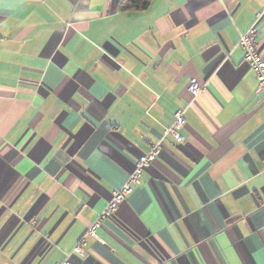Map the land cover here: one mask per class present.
Returning <instances> with one entry per match:
<instances>
[{"label":"crops","instance_id":"obj_1","mask_svg":"<svg viewBox=\"0 0 264 264\" xmlns=\"http://www.w3.org/2000/svg\"><path fill=\"white\" fill-rule=\"evenodd\" d=\"M117 1L0 0V264H264V104L237 45L254 25L264 60V0ZM183 109V142L73 254Z\"/></svg>","mask_w":264,"mask_h":264},{"label":"built area","instance_id":"obj_2","mask_svg":"<svg viewBox=\"0 0 264 264\" xmlns=\"http://www.w3.org/2000/svg\"><path fill=\"white\" fill-rule=\"evenodd\" d=\"M261 15V13H258L257 18L261 17ZM257 38L258 33L253 25L239 35L237 45L244 52V64L253 72L256 80L255 92L260 97V101L264 104V60L257 47ZM203 89L204 87L194 79L190 80L187 86V90L193 98L197 97ZM185 111L186 109L176 111L173 115L172 123L162 131L158 139L151 143L149 150L135 160L133 169L127 180L112 193L105 208L97 214L95 220L90 224L85 234L80 237L77 244L73 247V254H76L82 259L85 257L83 247L86 243L87 235L98 229L101 223L110 218L117 211L118 207L126 201L132 191L141 186L144 170L150 167L160 156L164 141L170 137L177 144L183 142L181 130L186 125ZM64 264L69 263L65 262Z\"/></svg>","mask_w":264,"mask_h":264},{"label":"trees","instance_id":"obj_3","mask_svg":"<svg viewBox=\"0 0 264 264\" xmlns=\"http://www.w3.org/2000/svg\"><path fill=\"white\" fill-rule=\"evenodd\" d=\"M152 0H118L117 12H142L149 9Z\"/></svg>","mask_w":264,"mask_h":264}]
</instances>
